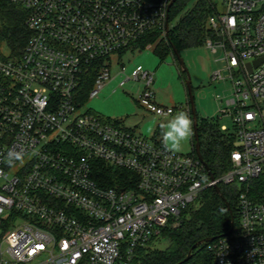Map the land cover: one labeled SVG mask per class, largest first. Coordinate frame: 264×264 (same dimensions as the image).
I'll return each instance as SVG.
<instances>
[{
    "label": "built area",
    "instance_id": "1",
    "mask_svg": "<svg viewBox=\"0 0 264 264\" xmlns=\"http://www.w3.org/2000/svg\"><path fill=\"white\" fill-rule=\"evenodd\" d=\"M4 1L27 12L29 38L21 55L0 57V264H129L220 185L238 193L239 229L211 247L216 264H264V186L259 197L252 193L264 180V0H225L208 21L206 45L224 52L231 73L233 97L221 113L237 141L214 180L196 153L170 152L80 99L89 76L90 100L115 80L114 67L125 73L120 59L144 35H166L173 0ZM141 81L139 104L173 115L156 102L154 75L143 67L119 86ZM21 147L23 161L5 163L8 149ZM104 164L128 174L109 187Z\"/></svg>",
    "mask_w": 264,
    "mask_h": 264
},
{
    "label": "trees",
    "instance_id": "2",
    "mask_svg": "<svg viewBox=\"0 0 264 264\" xmlns=\"http://www.w3.org/2000/svg\"><path fill=\"white\" fill-rule=\"evenodd\" d=\"M215 11V0H177L170 10L168 35L151 31L140 39L132 53L154 46L153 53L165 60L169 55L174 57L173 47L181 53L206 45L212 36L208 21ZM26 20L24 9L0 0V57L21 55L29 38ZM173 20L176 22L172 26ZM182 76L186 80L183 71ZM94 77L89 76L81 88L80 99L85 103L89 101ZM199 133L202 158L214 176L219 177L229 168L231 153L236 149L235 133L223 132L217 121L208 119L199 122ZM192 152L196 153L194 138ZM103 169L109 187L119 185L128 174L105 164ZM261 182L253 187L255 197L262 194L264 180ZM219 188L220 192L213 187L205 189L179 218L172 219L157 237L137 249L129 264H178L190 253L192 258L183 264H216L211 247L219 238L239 229L238 193L231 187ZM212 238L213 242H206Z\"/></svg>",
    "mask_w": 264,
    "mask_h": 264
},
{
    "label": "rangeland",
    "instance_id": "3",
    "mask_svg": "<svg viewBox=\"0 0 264 264\" xmlns=\"http://www.w3.org/2000/svg\"><path fill=\"white\" fill-rule=\"evenodd\" d=\"M224 1L215 0L220 12L224 10ZM191 4L192 2L189 5ZM175 22L176 20L171 22L172 26ZM153 48L154 46L148 47L122 57L120 61L126 67L125 73L121 72V68L114 67L112 76L116 77L115 80L99 96L87 102L86 110H91L110 121L118 120L126 127L132 128L137 135L162 142L160 124L166 123L180 111L189 114V103L185 78L176 58L169 55L165 60H161L153 53ZM180 56L191 77L199 122L204 119L217 121L220 127L225 126L232 132L233 120L221 113L225 109V102L233 97L234 92L231 73L227 62L224 61V52L218 50L213 53L207 45H203L183 50ZM117 60V57L113 58L115 66ZM139 66L154 75L151 89L155 93L156 102L175 108L173 115L157 116L139 104L146 85L144 81L127 82L123 87L119 86ZM215 72H222L224 80L212 81ZM192 145L193 135L178 153H190Z\"/></svg>",
    "mask_w": 264,
    "mask_h": 264
},
{
    "label": "clouds",
    "instance_id": "4",
    "mask_svg": "<svg viewBox=\"0 0 264 264\" xmlns=\"http://www.w3.org/2000/svg\"><path fill=\"white\" fill-rule=\"evenodd\" d=\"M160 129L163 147L170 152H179L193 135V120L186 111H180L166 123H161ZM25 154L23 147L9 148L4 155V161L9 166H14L23 161Z\"/></svg>",
    "mask_w": 264,
    "mask_h": 264
},
{
    "label": "water",
    "instance_id": "5",
    "mask_svg": "<svg viewBox=\"0 0 264 264\" xmlns=\"http://www.w3.org/2000/svg\"><path fill=\"white\" fill-rule=\"evenodd\" d=\"M176 2H177V0H173L169 6V9H168V17H167V24H166V35H168V32H169V13H170L171 8L175 5ZM172 51H173V55L176 58L180 68L182 69V71L186 75L185 85H186V90H187V95H188L189 111L191 114V118L193 120V138L195 141V152H196L198 159L204 165L206 171L208 172V174L210 175L212 180H214V174L212 173L209 166L204 162L202 155H201V151H200L201 144H200V133H199V119H198V115H197V111H196L195 97L193 94L191 77H190V74H189V72L185 66L183 59L180 56V53L174 47L172 48ZM259 63H261V60L257 61L255 64L258 65ZM214 188L216 189L217 192H220V188L218 186H215ZM227 205L230 208L228 203H227ZM214 240L215 239L212 238V239H208L206 242L207 243L213 242ZM191 258H192V254L190 253L182 262H180L178 264H183L185 262H188Z\"/></svg>",
    "mask_w": 264,
    "mask_h": 264
}]
</instances>
